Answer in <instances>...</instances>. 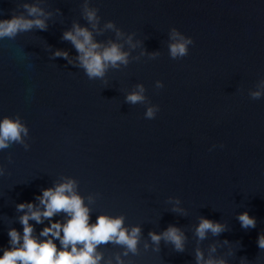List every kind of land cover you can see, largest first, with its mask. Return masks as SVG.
Here are the masks:
<instances>
[{
	"label": "water",
	"instance_id": "obj_1",
	"mask_svg": "<svg viewBox=\"0 0 264 264\" xmlns=\"http://www.w3.org/2000/svg\"><path fill=\"white\" fill-rule=\"evenodd\" d=\"M81 2L47 0L43 6L63 15L50 19L46 31L0 40V119L19 113L30 129L28 150L13 144L0 151L8 170L0 176V255L10 247L9 228L23 232L16 205L35 201L67 175L79 181L85 197L100 194L90 222L109 213L142 225L140 254L125 257L130 264H195L193 226L201 215L230 229L201 243L206 254L209 244L227 239L232 243L216 255L231 249L229 264H240L241 257L264 264L257 242L264 232V96L248 95L264 78V0H92L102 23L114 20L135 32L149 53H161L110 70L107 85L64 58H50L48 45L77 54L61 37L73 20L86 25ZM13 10L23 11L16 0H0V18H11ZM172 27L194 39L183 59L168 54ZM108 38L114 33L98 37ZM157 80L163 88H155ZM137 83L159 105L155 119L145 118L147 105L124 103ZM169 196L181 198L187 217L171 212ZM243 211L256 218L255 228L241 227L237 214ZM51 222L30 221L37 235ZM169 224L185 228L186 250L176 252L163 241L160 252L144 250L148 233ZM100 250L105 259L123 252L111 243Z\"/></svg>",
	"mask_w": 264,
	"mask_h": 264
},
{
	"label": "clouds",
	"instance_id": "obj_2",
	"mask_svg": "<svg viewBox=\"0 0 264 264\" xmlns=\"http://www.w3.org/2000/svg\"><path fill=\"white\" fill-rule=\"evenodd\" d=\"M16 2L17 7L23 11L17 13L13 10L11 18H0V40H14L19 34L33 30L46 31L50 19L57 14L63 15L59 8L49 10L43 6L47 0ZM81 17L87 22L86 25H82L79 20H73L71 27L65 29L61 37L63 41L72 45L77 54L70 55L69 51L64 49L52 51L51 45H48V50L51 52V59L64 58L69 65L82 70L91 81L99 80L107 85L110 70L127 68L133 60L139 61L143 56L156 59L161 54L159 50L149 53L144 48L143 41L135 39L137 35L135 32H126L118 27L114 20L102 23L99 8L93 6L92 0H82ZM106 32L114 33L115 38L98 39ZM193 43V37L172 27L168 33L167 43L170 58L183 59L189 54V46ZM138 48L141 51L133 56L132 53ZM163 87V81L155 82L156 89ZM240 91L243 92V89ZM248 95L253 100L264 96V78L257 81L255 88L248 91ZM124 103L147 105L144 113L146 119H155L159 111V105L152 104L146 95L143 83L135 84L132 90L126 92ZM29 136L30 129L19 113L15 117L5 115L0 119V151L8 149L13 144L22 145L28 150ZM8 161L12 162L11 154ZM6 172L7 168L0 163V176ZM78 189L79 181L75 177L62 175L51 187L44 188L41 194L36 196L35 201L18 203L16 211L22 214L16 219L23 226V232L15 227L9 228L10 247L3 249L0 264H130L125 257L140 254L142 225H127L125 215L109 213H101L94 223L90 222L92 205L96 203L100 194L89 193L85 197ZM167 203L172 206L171 212L187 217V210L182 206L179 196H169ZM61 214L64 217L62 220H53V217ZM237 219L246 230L256 227L257 220L248 211L238 213ZM46 220L52 222L37 235L30 221L43 224ZM193 227V235L197 240L193 253L195 264H229L227 257L234 254L231 249L225 255H216L218 247L232 243L229 240L212 242L207 248V254L200 246L209 235L218 237L221 233L229 231L228 224L201 215L198 224ZM148 236L149 239L143 240L144 250L152 248L153 251L160 252L162 241L171 245L176 252L182 253L187 247L188 236L185 228L175 224H169L162 232L152 230ZM57 240L60 242L59 247L56 244ZM237 242L241 247L240 242ZM257 242L258 247L264 251V232L259 234ZM109 243L119 246L123 252H116L114 257L109 255L105 259V253L100 250V246ZM240 264L249 262L246 257H241Z\"/></svg>",
	"mask_w": 264,
	"mask_h": 264
}]
</instances>
